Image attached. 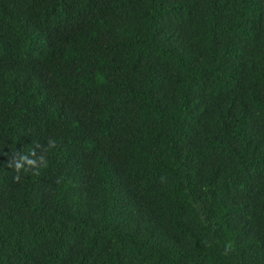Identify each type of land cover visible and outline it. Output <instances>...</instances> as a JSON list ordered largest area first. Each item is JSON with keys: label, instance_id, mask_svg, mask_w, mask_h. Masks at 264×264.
<instances>
[{"label": "trees", "instance_id": "trees-1", "mask_svg": "<svg viewBox=\"0 0 264 264\" xmlns=\"http://www.w3.org/2000/svg\"><path fill=\"white\" fill-rule=\"evenodd\" d=\"M0 264H264V0H0Z\"/></svg>", "mask_w": 264, "mask_h": 264}, {"label": "clouds", "instance_id": "clouds-1", "mask_svg": "<svg viewBox=\"0 0 264 264\" xmlns=\"http://www.w3.org/2000/svg\"><path fill=\"white\" fill-rule=\"evenodd\" d=\"M49 147H55V141L49 140ZM32 156H35V152L31 153ZM41 160H43V157H41ZM25 164H28L31 167L36 166V161L29 158L28 155H22L21 159L9 164L10 167H14L17 173H19L22 169H24ZM19 177H17L18 179Z\"/></svg>", "mask_w": 264, "mask_h": 264}]
</instances>
